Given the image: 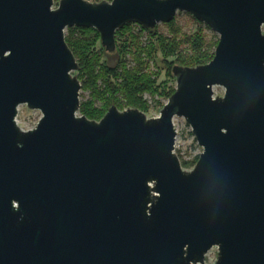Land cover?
Wrapping results in <instances>:
<instances>
[{"label": "water", "instance_id": "1", "mask_svg": "<svg viewBox=\"0 0 264 264\" xmlns=\"http://www.w3.org/2000/svg\"><path fill=\"white\" fill-rule=\"evenodd\" d=\"M0 0V264H264V0ZM188 12L218 35L206 64H175L176 88L147 118L112 105L78 115L67 27L107 52L127 23ZM225 88L214 96L213 87ZM39 109L36 127L18 107ZM176 116L203 147L175 152Z\"/></svg>", "mask_w": 264, "mask_h": 264}, {"label": "trees", "instance_id": "2", "mask_svg": "<svg viewBox=\"0 0 264 264\" xmlns=\"http://www.w3.org/2000/svg\"><path fill=\"white\" fill-rule=\"evenodd\" d=\"M100 1L102 0L93 2ZM193 19L196 29L191 33L185 32L177 24L176 16L166 23L170 28L169 35L160 34L155 28L140 26L141 31H148L151 34V37L145 40L147 42L141 40L140 32H132V23H127L115 34L117 44L115 51H118L119 59L114 66L103 60L102 51H105V48L102 47L101 50L97 48L100 34L95 28L67 27L65 39L78 62L76 76L81 82V88L90 90L91 93L89 100L80 102L78 112L91 120H97L102 118L113 104L118 108L126 106L146 111L149 105L143 97L145 93L160 95L168 100L175 88L157 83L159 73L146 70L148 59H156L160 54L167 75L175 77L172 73L175 64L193 67L206 64L214 57L218 38L209 40L206 29L210 27L194 16ZM120 45L123 48H120ZM123 51L134 53L131 66L128 65V59H123ZM97 101H100V106L96 105ZM199 155L190 159L178 156L182 167L188 169L195 165Z\"/></svg>", "mask_w": 264, "mask_h": 264}, {"label": "rangeland", "instance_id": "3", "mask_svg": "<svg viewBox=\"0 0 264 264\" xmlns=\"http://www.w3.org/2000/svg\"><path fill=\"white\" fill-rule=\"evenodd\" d=\"M60 0H54L53 7L56 8L59 4ZM90 2H93L95 0H88ZM111 1V0H106ZM177 18V24L188 33L193 32L196 29V24L193 19V15H191L188 12H178L176 15ZM141 25L132 22L131 30L135 33H141V40L144 42H147L145 40H148L151 36L150 32L148 31H141ZM158 33L163 35H169V27L166 25V23H159L156 28ZM264 30V28H263ZM207 32V38L209 40H212L213 38H219V35L213 31L211 28L206 29ZM66 33V30H65ZM119 44V43H118ZM101 41L98 43L97 48L99 50L102 49ZM104 48V47H103ZM120 48L121 47L120 45ZM105 50V49H104ZM123 51L122 57L123 59H128V65H132V58L134 57L133 52H125ZM103 54V60L106 61V63L110 66H114L117 64L119 59L118 51L114 52H107L102 51ZM161 55L158 54L156 56V59H148V66L146 68L149 72H158L159 76L157 78V83H160L161 85H166L168 87H174L176 88V78L170 77L166 73V67L161 62ZM72 75H77V70L72 72ZM155 77V75L153 74ZM81 83V82H80ZM99 84H101V81H99ZM162 88V87H161ZM214 96H223L225 93V88L220 85H215L213 87ZM91 97L90 90L82 89L80 90V102L89 100ZM144 99L147 100V103L149 105V108L144 111L147 118H153L160 115V111L163 108L162 104L166 103L167 100L160 96V95H151L148 93H145L143 95ZM97 106H100V101L96 102ZM115 105V104H113ZM130 108V107H129ZM119 110H125L127 107L118 108ZM139 109V108H138ZM141 110V109H140ZM143 111V110H142ZM106 113V112H105ZM78 115H81L79 112ZM104 116V115H103ZM42 117V112L39 109L30 108L27 104H20L18 107V114L16 117L17 124L19 127H21L23 130H30L36 127L37 123L39 122L40 118ZM101 119V118H100ZM100 119H97L96 121H99ZM174 125L175 129L177 131L176 136V142H175V152L183 159H190L193 158L195 155L200 154L203 150V147L197 142L195 135L192 133V128L189 123H187L186 119L184 117L176 116L174 118ZM191 168H188L186 170H191ZM185 169V168H184ZM218 257V249L217 247H213L207 254L205 258V264H215Z\"/></svg>", "mask_w": 264, "mask_h": 264}]
</instances>
